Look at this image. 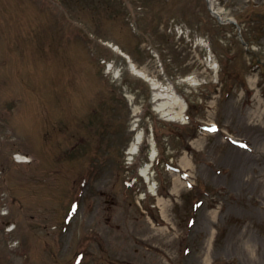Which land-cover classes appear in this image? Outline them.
Segmentation results:
<instances>
[{"label": "rangeland", "instance_id": "374dc122", "mask_svg": "<svg viewBox=\"0 0 264 264\" xmlns=\"http://www.w3.org/2000/svg\"><path fill=\"white\" fill-rule=\"evenodd\" d=\"M213 8L222 20L238 19L249 50L206 0H0V264H70L84 245L81 264H207L211 231L209 264H264V68L255 64L264 63V0H213ZM254 8L261 15L248 21ZM35 17L51 36L35 35ZM38 55L36 73L29 68ZM72 79L79 91L83 80L73 102L95 98L98 116L85 113L87 102L70 117L59 111L70 108ZM181 105L183 117L162 115ZM211 121L220 131L202 135L196 124ZM149 128L161 162L149 168L147 184L139 170L149 163L148 146L126 152L138 130L148 142ZM16 151L32 155L33 165L12 164ZM69 204L75 214L65 228Z\"/></svg>", "mask_w": 264, "mask_h": 264}, {"label": "bare ground", "instance_id": "6f19581e", "mask_svg": "<svg viewBox=\"0 0 264 264\" xmlns=\"http://www.w3.org/2000/svg\"><path fill=\"white\" fill-rule=\"evenodd\" d=\"M207 3H208V7L209 8H211L212 7V0H207ZM142 74V76L144 75L143 73H141ZM153 85V87H152V90H153V101H156V100H158L159 99V96H160V94H159V92H158V90H157V86L155 85V84H152ZM177 101V103H178V105L180 104V100L179 99H177L176 100ZM168 105V103H164V106L166 107ZM181 109H180V111H178L177 113H172V112H170V113H167V114H165V113H163L162 115L165 117V116H171L169 119H171V120H175L176 118H179V117H183V113H184V106H179ZM160 109H158L159 110V112H162L165 108L163 107V105H161L160 107H159ZM141 139H142V133H138L136 136H135V138H134V140H133V143L130 145V148H129V150H128V154L129 155H133V154H135L137 151H138V148H139V146H140V144H141ZM154 156H155V154H154V150H152L151 151V155H150V161H152L153 160V158H154ZM181 166H182V168L183 169H187L188 167H190V161H189V159L187 158V156H185V158H183V161L181 162ZM148 168H149V165H146L145 167H143L142 169H141V176H143L145 179H147V171H148ZM177 182H179V184L181 185V183H180V181L177 179ZM151 190L152 189H154V187H151L150 188ZM178 189H179V187L178 186H173V188L171 189V194H176L177 193V191H178ZM163 199H161V198H158V204L160 205V204H163ZM165 202V201H164ZM166 203V202H165ZM214 233L215 232H213V231H211V234H210V237H209V239H208V241H207V251H206V253H205V261H206V263L207 264H209V259H208V257H209V249L211 248V244H212V242H213V238H214Z\"/></svg>", "mask_w": 264, "mask_h": 264}]
</instances>
